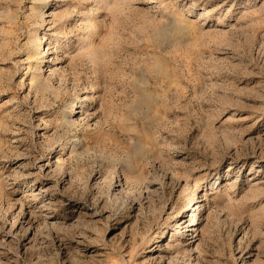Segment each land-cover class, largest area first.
I'll return each instance as SVG.
<instances>
[{
	"label": "rangeland",
	"instance_id": "obj_1",
	"mask_svg": "<svg viewBox=\"0 0 264 264\" xmlns=\"http://www.w3.org/2000/svg\"><path fill=\"white\" fill-rule=\"evenodd\" d=\"M0 264H264V0H0Z\"/></svg>",
	"mask_w": 264,
	"mask_h": 264
},
{
	"label": "bare ground",
	"instance_id": "obj_2",
	"mask_svg": "<svg viewBox=\"0 0 264 264\" xmlns=\"http://www.w3.org/2000/svg\"><path fill=\"white\" fill-rule=\"evenodd\" d=\"M44 54V53H43ZM35 55V54H34ZM38 59V58H37Z\"/></svg>",
	"mask_w": 264,
	"mask_h": 264
}]
</instances>
